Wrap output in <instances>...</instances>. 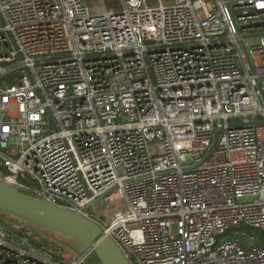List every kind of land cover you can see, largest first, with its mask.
<instances>
[{"label": "built area", "instance_id": "1", "mask_svg": "<svg viewBox=\"0 0 264 264\" xmlns=\"http://www.w3.org/2000/svg\"><path fill=\"white\" fill-rule=\"evenodd\" d=\"M120 1L0 0V178L130 264H264V0ZM24 223L0 216V264L92 252Z\"/></svg>", "mask_w": 264, "mask_h": 264}, {"label": "water", "instance_id": "2", "mask_svg": "<svg viewBox=\"0 0 264 264\" xmlns=\"http://www.w3.org/2000/svg\"><path fill=\"white\" fill-rule=\"evenodd\" d=\"M0 21L4 23L1 14ZM8 35L14 48H17L12 35L10 33ZM244 48L251 70L254 72L248 51L246 47ZM256 123L262 122L257 121ZM215 144L216 142L213 148ZM109 192L99 196L89 205L98 202ZM0 211L16 220L59 235L65 245L79 254L87 251L94 252L101 264H130L121 247L106 235L95 221L78 212L59 207L24 192L3 178H0Z\"/></svg>", "mask_w": 264, "mask_h": 264}, {"label": "rangeland", "instance_id": "3", "mask_svg": "<svg viewBox=\"0 0 264 264\" xmlns=\"http://www.w3.org/2000/svg\"><path fill=\"white\" fill-rule=\"evenodd\" d=\"M89 5L92 7L94 3L97 4V6H93L92 8L96 10H102L105 7L109 9H120L121 8V1L120 0H89ZM151 3H157L158 0H149ZM164 2H169L171 0H163ZM126 201L124 199L123 194L118 190L115 189L108 194H106L103 198H101L98 202L89 205L86 208V211L93 215V216H99L103 219H108L114 210L116 209H123L126 206ZM0 216H2L4 219L11 220L12 218L9 217L4 212H0ZM25 225H28L27 223H24ZM33 228L38 233H43L45 235H49L54 237V239L60 240L58 236L55 234L49 232L48 230L39 229L33 226ZM69 250L71 248H68ZM70 251H73L72 249ZM84 264H101L98 260L96 254L94 252H91L90 255L87 257Z\"/></svg>", "mask_w": 264, "mask_h": 264}, {"label": "trees", "instance_id": "4", "mask_svg": "<svg viewBox=\"0 0 264 264\" xmlns=\"http://www.w3.org/2000/svg\"><path fill=\"white\" fill-rule=\"evenodd\" d=\"M0 212H2V211H0ZM6 214V213H5ZM8 215V214H7ZM9 216V215H8ZM10 217V216H9ZM12 218V217H11ZM13 220H16V219H14V218H12ZM17 221H19V220H17ZM49 232H51V231H49ZM51 233H53V232H51ZM53 234H55V233H53ZM56 236H58V237H60L59 235H57V234H55ZM60 239H61V237H60ZM62 240V239H61Z\"/></svg>", "mask_w": 264, "mask_h": 264}, {"label": "crops", "instance_id": "5", "mask_svg": "<svg viewBox=\"0 0 264 264\" xmlns=\"http://www.w3.org/2000/svg\"><path fill=\"white\" fill-rule=\"evenodd\" d=\"M86 2L88 3V2H90L89 0H86ZM89 4V3H88ZM93 6H97V4L96 3H94L93 5H92V7Z\"/></svg>", "mask_w": 264, "mask_h": 264}]
</instances>
